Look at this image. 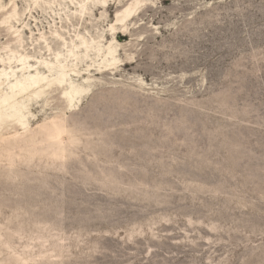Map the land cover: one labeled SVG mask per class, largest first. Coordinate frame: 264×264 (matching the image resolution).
Returning a JSON list of instances; mask_svg holds the SVG:
<instances>
[{
	"label": "rangeland",
	"instance_id": "1",
	"mask_svg": "<svg viewBox=\"0 0 264 264\" xmlns=\"http://www.w3.org/2000/svg\"><path fill=\"white\" fill-rule=\"evenodd\" d=\"M0 9L9 80L80 90L0 127V264H264V0Z\"/></svg>",
	"mask_w": 264,
	"mask_h": 264
},
{
	"label": "bare ground",
	"instance_id": "2",
	"mask_svg": "<svg viewBox=\"0 0 264 264\" xmlns=\"http://www.w3.org/2000/svg\"><path fill=\"white\" fill-rule=\"evenodd\" d=\"M10 1L12 2V0ZM161 1L164 2L166 0ZM12 10L14 9L12 8ZM125 13L128 14V12ZM11 16L12 11L9 13V15L4 17L3 20H7ZM3 20L2 22H5ZM13 56L7 57L6 64L11 63V59L13 58ZM18 61L20 62V64L17 65V69L20 67V70L18 71L22 72L21 78L9 80V73H7L8 71L6 72L5 69L0 70V127L3 124H10L12 125V128H15V130L20 127L25 128V116L23 114V108L25 105L24 100L30 99V97L33 96L31 95V93H33L35 97L39 98L48 90H59V92H61V98H63V100H65L68 105L72 101L73 97L79 94L80 90L76 86L63 83L64 80H66L67 73L64 70H56L53 64L52 66H49L48 64L47 68L50 74L48 73V78H43L39 76L37 72L32 75H25L28 69L32 68V65L26 64V62L21 59H19ZM9 68L11 73H13L14 70L11 69V65L9 66ZM51 125L52 127L48 129L50 132L46 134L49 137L48 139L59 140L60 135L65 132H69L66 130V127L63 124L53 122V124ZM0 138H2V136Z\"/></svg>",
	"mask_w": 264,
	"mask_h": 264
}]
</instances>
